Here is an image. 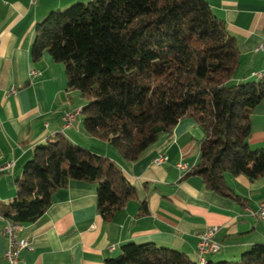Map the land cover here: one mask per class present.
Instances as JSON below:
<instances>
[{"label":"trees","instance_id":"obj_1","mask_svg":"<svg viewBox=\"0 0 264 264\" xmlns=\"http://www.w3.org/2000/svg\"><path fill=\"white\" fill-rule=\"evenodd\" d=\"M45 53L64 64L68 89L88 100L81 107L86 132L125 160L136 161L180 120L193 118L207 135L189 174L236 200L242 197L228 186L227 174L264 177V150L248 143L251 114L264 100V79L233 82L240 67L238 41L207 1L76 3L37 24L31 55L39 61ZM73 179L97 186V208L105 219L138 196L113 159L58 132L24 164L15 197L0 203V217L24 225L36 221ZM105 264L197 261L174 248L131 242ZM207 264H264V243H255L238 261Z\"/></svg>","mask_w":264,"mask_h":264},{"label":"crops","instance_id":"obj_2","mask_svg":"<svg viewBox=\"0 0 264 264\" xmlns=\"http://www.w3.org/2000/svg\"><path fill=\"white\" fill-rule=\"evenodd\" d=\"M88 1L0 0V203L15 197L24 164L37 146L46 145L58 132L113 159L138 196L105 219L97 208V186L71 180L54 193L45 214L24 225L20 234L30 246L22 251L21 264H105L131 242L174 248L197 261L196 232L215 225L222 248L208 259L240 260L255 243H264V218L248 210H258L264 200V177L251 181L244 174H227L228 186L242 197L236 200L208 189L201 176L178 168L180 161L190 165L199 161L207 135L193 118L180 120L136 161L125 160L105 141L84 135L82 113L63 131L65 113L86 103L77 90L68 89L64 64L48 53L34 61L31 47L37 24L51 12ZM205 1L238 41L240 67L233 82L264 79L256 76L264 75V51L258 49L264 40V0ZM251 127L250 148L264 150V100L251 114ZM160 154L167 160L155 164L153 159ZM5 226L0 217V264H8Z\"/></svg>","mask_w":264,"mask_h":264},{"label":"built area","instance_id":"obj_3","mask_svg":"<svg viewBox=\"0 0 264 264\" xmlns=\"http://www.w3.org/2000/svg\"><path fill=\"white\" fill-rule=\"evenodd\" d=\"M37 0H31L32 3H35ZM258 49L264 51V40L259 44ZM261 73V72H260ZM36 74V71H34ZM258 73H256V76ZM15 89H12L10 93H14ZM78 116V108L67 111L64 115V124L63 129H68L73 127L74 122ZM167 160V156L160 154L153 159L155 164H161ZM177 167L181 170L190 172L194 165H190L187 162H178ZM249 213L255 217L264 218V200L261 202L258 210L248 209ZM3 218V217H2ZM6 226L4 228V235L8 239V246L5 251V258L8 264H21V253L22 251L30 246V241L27 238L21 236V231L23 230L24 224L19 222H14L8 219H5ZM218 226H212L207 228L202 232H196L197 237V247L196 252L199 258L205 259L209 255L218 252L222 245L216 240V233L218 231Z\"/></svg>","mask_w":264,"mask_h":264},{"label":"bare ground","instance_id":"obj_4","mask_svg":"<svg viewBox=\"0 0 264 264\" xmlns=\"http://www.w3.org/2000/svg\"><path fill=\"white\" fill-rule=\"evenodd\" d=\"M259 78H262L264 75H263V73H258V75H257ZM81 110H82V108L80 107V108H78V115L81 113ZM66 129H63V131H65ZM208 258H205V259H201V258H199L198 257V259H197V264H207L208 263Z\"/></svg>","mask_w":264,"mask_h":264},{"label":"rangeland","instance_id":"obj_5","mask_svg":"<svg viewBox=\"0 0 264 264\" xmlns=\"http://www.w3.org/2000/svg\"><path fill=\"white\" fill-rule=\"evenodd\" d=\"M77 93H79V94L82 96V94H81V92H80L79 90H77ZM82 97H83V96H82ZM83 100H84L85 103L88 102V100H87L86 98H84V97H83ZM84 131H85V133L83 132L84 135H88L87 132H86V130H85V128H84ZM85 137H87V136H85ZM101 141H103V140H101ZM75 142L77 143V141H75ZM78 144H80L81 146H83V147L86 148L87 150H90L89 148H87V145H88L89 143H85V144H87V145H84V144L82 145L81 143H78ZM85 146H86V147H85ZM90 151H91V150H90ZM92 152H93V151H92Z\"/></svg>","mask_w":264,"mask_h":264}]
</instances>
